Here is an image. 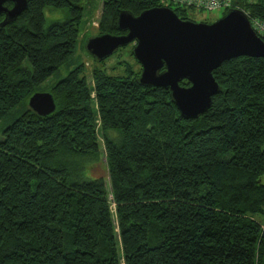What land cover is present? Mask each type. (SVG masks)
<instances>
[{
  "label": "trees",
  "instance_id": "trees-1",
  "mask_svg": "<svg viewBox=\"0 0 264 264\" xmlns=\"http://www.w3.org/2000/svg\"><path fill=\"white\" fill-rule=\"evenodd\" d=\"M164 4L102 0L98 34L124 33L120 10ZM47 6L64 18L47 24ZM167 6L182 19L196 9ZM84 7L27 0L0 26V119L72 56ZM233 7L264 23V0ZM84 67L50 88L54 112L27 105L2 130L0 264H264L255 217L264 214V58L223 61L213 70L219 91L196 118L167 88L141 85V69L94 68L88 80ZM99 154L107 178H86L83 159Z\"/></svg>",
  "mask_w": 264,
  "mask_h": 264
},
{
  "label": "water",
  "instance_id": "water-1",
  "mask_svg": "<svg viewBox=\"0 0 264 264\" xmlns=\"http://www.w3.org/2000/svg\"><path fill=\"white\" fill-rule=\"evenodd\" d=\"M7 1L11 7L5 5ZM27 0H0V26L14 20ZM118 29L124 33H100L85 42L98 61L133 43L132 53L141 66L138 82L167 88L184 118H196L209 107L219 91L213 70L238 56L264 58V40L256 34L246 14L229 8L212 22L182 19L168 6H155L134 15L120 10ZM187 80L188 85L181 81ZM28 106L41 116L51 114L56 103L51 92H34Z\"/></svg>",
  "mask_w": 264,
  "mask_h": 264
},
{
  "label": "rangeland",
  "instance_id": "rangeland-1",
  "mask_svg": "<svg viewBox=\"0 0 264 264\" xmlns=\"http://www.w3.org/2000/svg\"><path fill=\"white\" fill-rule=\"evenodd\" d=\"M84 3V12L81 22L79 24L80 36L78 37L76 46L72 56L58 67L52 75H50L44 82L38 85L35 92H48L50 88L60 79L67 75V73L76 67L78 64H84V74L88 75L90 80V73L92 69H103L106 74L116 76H127L130 70L135 73L141 69L140 64L133 56V43L121 46L111 55L103 60H96L86 49L85 42L88 38L98 35L97 20L101 12L102 0H82ZM164 6V5H163ZM234 8V7H233ZM224 9L204 10V9H188V19L195 22H212L224 14ZM46 23L53 20H61L64 18V13L59 10H54L50 7L44 8ZM257 19V18H254ZM259 20V19H258ZM261 37V36H260ZM93 97L94 94L91 93ZM28 105V101L23 100L18 105L13 107L9 113L0 119V136L2 130L9 125ZM98 122V120H97ZM83 175L86 178L94 179L96 177L107 178V170L105 158L103 154H99L97 158H84L82 163ZM260 181L264 183V174L260 177ZM255 217L260 222H264V214H256Z\"/></svg>",
  "mask_w": 264,
  "mask_h": 264
},
{
  "label": "built area",
  "instance_id": "built-area-1",
  "mask_svg": "<svg viewBox=\"0 0 264 264\" xmlns=\"http://www.w3.org/2000/svg\"><path fill=\"white\" fill-rule=\"evenodd\" d=\"M234 0H164V6L177 4L180 6H194L196 8L215 10L233 8ZM252 28L259 36H264V23L258 19L250 21Z\"/></svg>",
  "mask_w": 264,
  "mask_h": 264
},
{
  "label": "bare ground",
  "instance_id": "bare-ground-1",
  "mask_svg": "<svg viewBox=\"0 0 264 264\" xmlns=\"http://www.w3.org/2000/svg\"><path fill=\"white\" fill-rule=\"evenodd\" d=\"M257 34V33H256ZM258 35V34H257Z\"/></svg>",
  "mask_w": 264,
  "mask_h": 264
}]
</instances>
